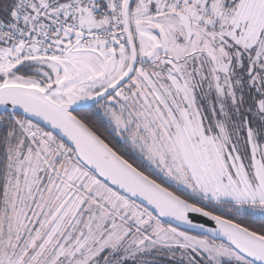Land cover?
<instances>
[{
  "label": "rangeland",
  "instance_id": "obj_1",
  "mask_svg": "<svg viewBox=\"0 0 264 264\" xmlns=\"http://www.w3.org/2000/svg\"><path fill=\"white\" fill-rule=\"evenodd\" d=\"M139 1L148 4L151 0ZM210 12L221 18L218 48L221 59L227 62L233 57L236 68H239L245 53L253 67L259 64L264 68V0H218L211 5ZM142 23L144 21L135 22L141 55L148 52V38L140 27ZM82 26L104 28L108 21L97 23L85 18ZM213 39L211 35L206 41L212 43ZM113 44L117 50L107 49L102 42L88 46L79 42L68 44L59 59L49 60L44 66L56 77L57 83L66 84L65 94L70 95L66 96L73 101L77 99V103L84 102L94 97L90 95L93 91L89 90L108 86L122 77L124 66L119 60L127 56L126 49L115 41ZM110 55L118 59L116 71L107 81L100 82L102 62H106ZM0 58L3 60L0 74L7 77L3 85H27L10 79L11 65L6 72L2 71L6 66L4 51H0ZM250 71L252 73V69ZM139 73L150 83L146 74ZM93 80L96 83L90 84ZM168 81L171 82V96L174 95L171 104L161 102L157 108L149 90L143 88L144 85L135 86L137 83L133 79L132 89H144L140 90V96L132 95L119 112L100 105L96 113L106 119L112 133L125 143L129 153L167 188L198 203L231 205L232 211L228 212L236 218L243 212L264 217V126L256 135L252 126L247 129L239 123V128L238 123L223 122L224 115L221 118L208 117L205 121L193 119L192 112L183 107L185 85L180 80L168 78ZM119 96L117 93L115 99ZM191 103L196 113L199 109L196 100L191 99ZM248 111L250 109H246ZM228 115L231 119L237 118L236 113ZM9 118L23 140L20 145L11 143L6 152L7 188L0 211V263L14 264L24 255V263L35 258L45 264V251L52 249L48 241L54 233L53 246L58 248L63 240L62 248L70 235L76 233V226H87L95 219L100 223L99 214L104 213L136 233L121 251L124 257L135 254L134 251L140 252L144 245H151L182 254L190 250L206 264H243L235 253L224 247L161 225L135 204L94 179L77 163L73 153L51 134L24 119ZM78 207L81 209L76 210ZM73 214L76 218L73 228L61 240L60 235ZM49 221L51 227L42 239L41 232ZM92 230L86 233L84 228L85 242L84 234L71 238L61 249L60 256L63 255L65 260H60V264H72L86 249L84 256L92 254L89 248L100 249L103 240L95 237V228ZM121 238L124 241L125 235ZM37 245L39 247L34 250ZM53 259L52 256L51 261Z\"/></svg>",
  "mask_w": 264,
  "mask_h": 264
},
{
  "label": "trees",
  "instance_id": "obj_2",
  "mask_svg": "<svg viewBox=\"0 0 264 264\" xmlns=\"http://www.w3.org/2000/svg\"><path fill=\"white\" fill-rule=\"evenodd\" d=\"M47 1L51 3L57 0H47ZM59 7H63V4L55 7L53 11H55ZM34 15L35 13L33 11H25L24 9L18 7L17 0H0V23L3 24L4 26L12 27L14 28V30L18 31L24 25L28 24L34 18ZM108 20L109 22L113 21L111 14H108ZM129 25L132 35V26H131L130 17H129ZM47 30H49L51 33L54 34L58 33V30L55 29L54 27L48 28ZM120 32L122 34V28L120 29ZM123 44L126 49V43L124 40H123ZM126 53L128 55L127 49H126ZM232 58H228L227 62L222 60L223 63L216 70L214 64L212 63L211 65H213L215 70L212 73H210L208 63H206V69L204 70L205 73L204 79L201 77H197L196 75L194 81L195 83H204L205 85L202 89L203 97L205 98L207 105L208 104L211 105L210 114H215L217 115L218 118H221V116L224 115L225 119H221V120L223 122L226 121V123L230 125L231 123L232 124L238 123V127L241 124L242 126H245L247 129H250V126H252L255 131V134L257 135L260 130V127L262 125L264 126V68H260L259 64L257 65L255 64L253 67L252 63L249 62L250 57L245 53L243 54V59L239 68H236V65L234 64ZM2 62L3 60L0 58V64ZM49 62L50 61L30 59L27 52L18 51L15 55L13 65L11 64V68H10L11 70L8 75L10 76L11 80L15 79L18 82L20 81L24 82L25 84H27L24 86L27 87L33 86L43 90L46 86H52V85L57 86L59 83H57L56 77H54V75L44 66ZM250 69H252L251 75H249ZM5 77L6 76H4L2 73L0 74V86L3 84L4 80L7 79V77L6 78ZM137 81H141V80H137ZM191 81L193 80L191 79ZM216 82H219L220 84L218 86H213V83ZM200 87L197 86L198 89L195 88L194 90L195 100L197 105H198V100L200 99V95H199V91L201 89ZM217 105H219L220 107L214 108V106ZM246 109L248 110L250 109V111L246 112ZM228 112L230 114L233 113L234 115L236 113L235 118L236 117L237 118L231 119V117L228 115L229 114ZM73 115L81 124H83L106 146H108L115 154H117L120 158H122L124 161H126L128 164H130L134 169H136L144 176L155 181L159 185L165 187L167 190L176 194L186 202L195 205L200 209L218 218L235 223L236 225L246 229L247 231L264 238V217H255L248 212H243L240 215H236L238 216L236 218L230 216L228 212L229 210L232 209L231 205L227 204V205L216 206L213 204L198 203L189 199L185 195H182L179 192H175L174 190H172V188L169 187L167 188L166 186H164L162 182H160L154 175H152L150 171H148L129 153L130 150L129 148H127L126 145L120 146L123 147L124 149L119 148L118 145H114L113 135L109 132V128H107L106 123L104 119L101 117V115L91 110L76 112ZM239 116H241L240 119ZM9 117L10 115L0 116V211L3 206L4 193L7 188V183L5 179L6 176L5 164L7 160L6 152L11 143L12 145L15 143L16 145H20L22 144V140H23L17 128H15V126L10 121H8L10 119ZM16 118L22 119L20 117H16ZM110 140H112V142ZM18 151L20 152V149ZM86 172L89 173L88 171ZM91 176L94 179H96L93 175ZM97 181L100 182L99 180ZM110 191L115 193L111 189ZM117 195L120 196L119 194ZM79 209L81 208L79 207L76 208V210ZM139 209L143 210L140 207ZM143 211L148 213L145 210ZM78 213L80 214V211ZM74 214L71 215V217L68 219V222L65 225L66 229L62 232V235H60L61 240L64 239L65 236L64 234H66V232H68L71 228H73L72 225L75 223V219H76ZM149 215L154 220H156L151 214ZM99 221L100 223H102V225L99 222H97L95 219L92 220V222L87 226H78V227L76 226L77 228L76 227L74 228L76 233H74L73 235L71 234L70 235L71 238L73 236L81 237L84 234L83 233L84 228H86V233L92 232L93 231L92 229L95 228L96 231H94L93 233L96 234L95 237L103 240V245L100 247V249L89 248L91 251H93L92 254H90L89 256L87 255L84 256L88 251V249H86L85 253L80 258L76 259L72 264H206L197 254L193 253L190 250H187L185 251V253L182 254L180 253V251L178 252L172 251L165 247H156L151 245H144L140 252H135L134 249H131V251H134L135 254L124 257L121 251L124 250L126 244H129L130 242L129 240L134 238L133 236L136 234L135 231L129 229V227L127 228L123 225H119L118 223H116V221H114V219L109 218L104 213L99 214ZM49 223L47 225H49ZM103 224H105L106 227H104ZM160 224L167 227L162 223ZM115 226H120V227L117 228ZM97 229H100L98 233H97ZM101 229H103V231H101ZM0 235H1V230H0ZM122 235H125L124 241L121 240L123 239L121 238ZM186 235L204 239L205 241H207L212 245H219L231 251L228 247L224 246L223 244L214 243L203 237H198L190 234H186ZM55 237L56 236L54 233L53 236L49 238L48 243L51 244L52 249L45 251L46 252L45 256L47 258L45 264H60V260H65L63 258V255L60 256L61 249L67 246L68 242L71 241V238L69 239V241L65 242V246H63L62 248L61 246L63 244V240H62V244L61 241L60 242L58 241L59 242L58 248H56V246L55 247L53 246L55 244L54 241H52V239L54 240ZM83 239H84L83 242H85L86 241L85 234ZM0 246H1V242H0ZM7 247L8 245L6 244V248ZM52 256L54 259L51 261ZM24 260L25 258L23 255L20 257V260L14 262V264H23ZM241 261L243 264H250L243 259H241ZM24 264H42V263L41 260H37L34 258L28 262H25Z\"/></svg>",
  "mask_w": 264,
  "mask_h": 264
},
{
  "label": "water",
  "instance_id": "obj_3",
  "mask_svg": "<svg viewBox=\"0 0 264 264\" xmlns=\"http://www.w3.org/2000/svg\"><path fill=\"white\" fill-rule=\"evenodd\" d=\"M132 1L123 0L122 4V33L129 66L118 82L107 91L79 103L77 99L71 100L69 93L65 94V83L46 86L43 90L33 86L1 85L0 116L20 117L51 134L73 153L82 168L167 227L223 244L250 264H264V238L186 202L144 176L74 117V113L89 110L107 99L133 76L137 51L129 25ZM113 67L114 59H111L110 71Z\"/></svg>",
  "mask_w": 264,
  "mask_h": 264
},
{
  "label": "flooded vegetation",
  "instance_id": "obj_4",
  "mask_svg": "<svg viewBox=\"0 0 264 264\" xmlns=\"http://www.w3.org/2000/svg\"><path fill=\"white\" fill-rule=\"evenodd\" d=\"M216 1L218 0H151L150 3L147 4L146 2L133 0L129 8V17L132 26V38L134 39L137 51V65L135 71L131 79L123 87L89 110L96 113V109L101 105L109 110L119 112L126 100L128 101L132 95L134 97L137 95L140 96V90H144L140 87L132 89V84H134L133 79L137 83L135 86L144 85L143 88L149 90L153 105L157 108H160L161 102L171 104V97L174 96H171L170 93L172 87L168 78H171L172 80H180L183 82V85H185L182 95L185 101L183 107H185V110L189 113L192 112L191 116L193 119L205 121L208 117H217L215 114H210L211 105H207L203 97L202 89L205 86L204 83H195L194 81L196 75L204 79L206 63H208L210 73L214 72L223 63L220 57V50L218 49L220 48L219 33L221 32V18L220 15L218 16L217 14L216 17V15L210 12L211 5ZM146 8L149 9L147 12H145ZM138 21H144V23L140 24V27L144 29L148 38V52L142 55L140 54L138 46V33L135 30V22ZM188 25L189 32L187 34ZM211 35L214 39L212 43H209L206 40ZM205 42L208 43L207 46ZM122 48L125 49L124 47ZM127 56L119 60L122 66H124L123 75L126 73L129 66V53ZM111 59H114V67L110 71L109 62ZM117 61V57L110 55L106 62H102V75L98 77L100 82L107 81L108 77L115 73ZM212 63L214 64L215 70L213 65H211ZM139 72L146 74L150 83L145 81ZM122 77L116 79L108 86L89 90V92L93 91L90 95H94L95 97L107 91ZM191 79L193 81H191ZM94 83H96V80L91 81L90 84ZM219 84V82H216L213 83V86H218ZM197 86H201L199 91L200 99L197 105L199 109L194 113L191 99L195 102L194 90L195 88L198 89ZM133 90H135L134 93ZM117 93L120 96L115 99ZM177 94L181 96L179 92ZM177 97L178 96H175V98ZM216 107L219 108L220 106H214V108ZM189 113H187V116L190 117ZM104 121L106 123V119H104ZM106 126L113 135V131L110 130L111 126H109L108 123ZM113 140L114 145H118L119 148L124 149L120 146L125 145V143L121 141L116 134L113 135ZM110 141L112 142V140ZM48 226L49 225L41 232V234L43 233L42 239H44L47 230L51 227V225ZM35 243L36 242L33 243L31 249H33ZM38 247L39 245H37L34 250Z\"/></svg>",
  "mask_w": 264,
  "mask_h": 264
},
{
  "label": "built area",
  "instance_id": "obj_5",
  "mask_svg": "<svg viewBox=\"0 0 264 264\" xmlns=\"http://www.w3.org/2000/svg\"><path fill=\"white\" fill-rule=\"evenodd\" d=\"M122 0H17V6L25 11L34 9V18L20 30L0 23V51L5 52L6 72L18 51L28 53L30 59L53 61L62 56V50L68 44L79 42L88 46L93 42H102L107 49H115L113 41L121 45L119 33L121 27ZM63 4V7L53 9ZM111 14L113 21L105 28L82 26L85 18L102 23ZM54 27L58 33H51ZM11 63V64H10ZM6 74V73H5Z\"/></svg>",
  "mask_w": 264,
  "mask_h": 264
}]
</instances>
